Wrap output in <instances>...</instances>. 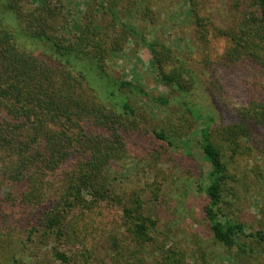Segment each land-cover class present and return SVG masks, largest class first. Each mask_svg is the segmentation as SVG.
<instances>
[{
    "label": "trees",
    "instance_id": "16d2710c",
    "mask_svg": "<svg viewBox=\"0 0 264 264\" xmlns=\"http://www.w3.org/2000/svg\"><path fill=\"white\" fill-rule=\"evenodd\" d=\"M123 1L109 0L107 9L118 10ZM189 2L195 24L202 28L196 1ZM100 7L88 4L85 23L67 37L69 15L61 0H0V264H28L31 247L41 238L55 244V262L78 264V254L59 247L68 245L72 251L81 244L91 227L82 221H93L92 214L114 202L112 165L129 157L125 141L142 123L125 90L147 93L106 71L130 31L122 29L112 38L114 22L100 23ZM149 12L147 8L144 16ZM199 33L204 40L206 35ZM227 37L225 63L247 76L249 94L239 122L215 129L212 114L186 100L188 81L166 71L174 59L171 50H160L143 36L139 40L151 51L161 82L185 99L192 125H198L201 158L196 162L208 199V235L233 260L264 264V228L251 229L231 217L227 200L238 183L235 165L250 150L245 141L252 143L260 134L264 142V0H249ZM87 69L105 82L108 94L100 97ZM149 134L164 147L190 151V134L180 129L157 127ZM75 154L81 157L78 167L55 185L50 178ZM121 223L144 263L145 252L157 244V221L133 197L122 204ZM187 263L182 251L158 250L156 264Z\"/></svg>",
    "mask_w": 264,
    "mask_h": 264
},
{
    "label": "rangeland",
    "instance_id": "374dc122",
    "mask_svg": "<svg viewBox=\"0 0 264 264\" xmlns=\"http://www.w3.org/2000/svg\"><path fill=\"white\" fill-rule=\"evenodd\" d=\"M195 1L203 19L202 28L195 24L189 0H124L114 11L107 9L109 0H61L69 15V29L63 32L67 37L78 34L85 23L88 4L103 6L97 18L104 26L114 22L112 38L122 29L130 31L123 50L110 57L106 71L116 81L140 86L147 93L137 96L125 90L142 123L140 131L125 141L129 157L112 165L114 202L102 205L92 214L93 221H82V225L90 223L91 227L81 244L72 251L68 245L59 247L69 255L78 254V264H156L160 248L184 252L187 264L262 262L235 261L208 235L204 214L208 199L196 162V158H201L198 125H192L191 115L183 104L185 99L161 82L151 51L139 40L143 36L160 50H171L174 59L166 63V71L178 73L188 81L190 94L186 100L202 108L204 114H212L214 129L238 123L249 94L244 83L247 76L227 65L224 53L230 43L227 34L238 24L249 0ZM147 8L151 12L144 16ZM199 32L206 35L204 40ZM87 71L100 97L108 94L105 82L98 80L95 71ZM158 99L169 102L161 103ZM157 127H173L190 134L187 147L190 151H174L154 141L149 131ZM245 143L250 150L235 165L238 183L227 200L231 204V217L240 218L248 228H264L263 137L257 134L252 143ZM80 158L77 154L71 156L56 172L57 176L50 178L53 183L56 185L57 180L71 175ZM133 197L143 202L146 213L158 224L157 244L145 252L144 263L143 255H139L121 223L122 204ZM49 240L41 238L33 244L28 264H61L52 259L55 244Z\"/></svg>",
    "mask_w": 264,
    "mask_h": 264
}]
</instances>
